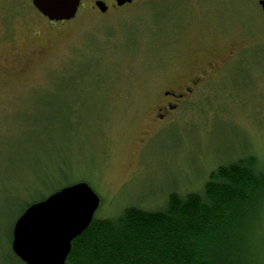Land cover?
Wrapping results in <instances>:
<instances>
[{"label": "rangeland", "instance_id": "obj_1", "mask_svg": "<svg viewBox=\"0 0 264 264\" xmlns=\"http://www.w3.org/2000/svg\"><path fill=\"white\" fill-rule=\"evenodd\" d=\"M96 1L55 21L31 0H0V264H20L15 222L46 191L87 182L101 197L95 217L109 218L201 192L247 154L264 166L258 0H102L106 12ZM195 76L159 122L163 92ZM256 234L262 264L264 211Z\"/></svg>", "mask_w": 264, "mask_h": 264}, {"label": "trees", "instance_id": "obj_2", "mask_svg": "<svg viewBox=\"0 0 264 264\" xmlns=\"http://www.w3.org/2000/svg\"><path fill=\"white\" fill-rule=\"evenodd\" d=\"M62 188L29 199L20 217ZM263 211L264 166L247 154L212 170L203 191L171 192L163 209L128 206L116 217L94 216L66 264H259Z\"/></svg>", "mask_w": 264, "mask_h": 264}, {"label": "water", "instance_id": "obj_3", "mask_svg": "<svg viewBox=\"0 0 264 264\" xmlns=\"http://www.w3.org/2000/svg\"><path fill=\"white\" fill-rule=\"evenodd\" d=\"M133 0H116L122 6ZM33 5L50 20L73 19L82 0H32ZM262 7L264 11V1ZM106 12L109 6L97 0ZM101 197L87 182L63 187L31 206L16 222L13 248L26 264H66L72 241L93 220Z\"/></svg>", "mask_w": 264, "mask_h": 264}, {"label": "flooded vegetation", "instance_id": "obj_4", "mask_svg": "<svg viewBox=\"0 0 264 264\" xmlns=\"http://www.w3.org/2000/svg\"><path fill=\"white\" fill-rule=\"evenodd\" d=\"M261 1H264V0H258L259 4L262 7ZM262 10H263V7H262ZM220 63H222V61ZM220 63L213 65L210 68L212 69L213 67H217L216 69H218L220 67ZM206 73H208V71ZM204 78L205 77H202V76L200 77L195 76L189 84L181 86V88H177L176 90H171V89L165 90L163 92V100H160L159 104L157 105L158 111L156 112L155 118L159 122H163V123L168 122L167 120L172 114L173 110H175V108L178 107L182 103V101L185 100V98L193 94V91L195 90L197 85Z\"/></svg>", "mask_w": 264, "mask_h": 264}]
</instances>
